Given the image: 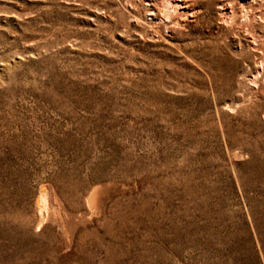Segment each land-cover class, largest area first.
Instances as JSON below:
<instances>
[{
    "label": "rangeland",
    "instance_id": "rangeland-1",
    "mask_svg": "<svg viewBox=\"0 0 264 264\" xmlns=\"http://www.w3.org/2000/svg\"><path fill=\"white\" fill-rule=\"evenodd\" d=\"M0 264H264V0H0Z\"/></svg>",
    "mask_w": 264,
    "mask_h": 264
},
{
    "label": "bare ground",
    "instance_id": "bare-ground-1",
    "mask_svg": "<svg viewBox=\"0 0 264 264\" xmlns=\"http://www.w3.org/2000/svg\"><path fill=\"white\" fill-rule=\"evenodd\" d=\"M44 195H45V194H44ZM43 197H44V196H43ZM37 203H38V202H37ZM38 207H40V204H39V205H37V208H38ZM43 207H44V206H43ZM53 208H54V207H53ZM41 209H42V208H41ZM43 211H44V210H43Z\"/></svg>",
    "mask_w": 264,
    "mask_h": 264
}]
</instances>
